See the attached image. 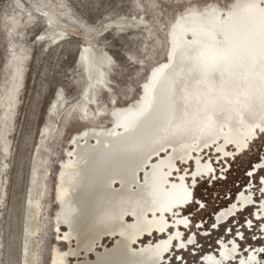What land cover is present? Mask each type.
Listing matches in <instances>:
<instances>
[{
  "label": "bare ground",
  "instance_id": "1",
  "mask_svg": "<svg viewBox=\"0 0 264 264\" xmlns=\"http://www.w3.org/2000/svg\"><path fill=\"white\" fill-rule=\"evenodd\" d=\"M199 14L188 19L182 16L177 22L169 62L156 76L145 107L115 124L114 129L88 125V134L73 140L72 155L61 183L58 218V230L64 232L69 244L61 245H67L68 250H60V244H55L48 264H168L164 258L173 245H177V250L182 245L183 252L191 250L194 236L190 238L191 244L186 243L181 234L183 229L176 225L189 221L183 227L189 230L191 217L171 215L185 194L190 195L189 202L193 199L192 190L186 192L187 180L192 179L194 184L190 186L194 189L195 180L200 178L190 175L192 171L185 172L184 166L195 160V170L206 175L210 165H205L207 158L200 153L208 147H218V155L224 153L225 159L227 150L221 145L227 141L225 132L242 145L249 135L253 137L254 128H260V133L264 131V9L259 3L255 7L251 3L227 19L217 11ZM47 24L55 27L49 34L54 44L63 41L64 32L75 33L55 20ZM81 37L89 47L77 60L89 82L83 101L77 105L86 108L94 104L97 86L105 87L103 69L109 58L93 41ZM8 52L13 66L12 60L17 55L12 45ZM11 72L19 78L16 64ZM17 80L7 85L0 112V149L4 152L6 127L12 122L16 106ZM142 103L141 99L139 107ZM53 108L56 109L55 104ZM55 129L58 126L52 131L45 128L44 139ZM40 160L43 158L37 156L36 163L33 162L30 178L29 207L35 219L42 212L38 197L31 199L38 183ZM255 164L254 173L264 166V154ZM211 175H215L212 168L207 176ZM253 188L240 192L232 204L220 210L214 218L215 226L253 208L256 201ZM3 195L1 189L0 208ZM259 215L264 219V212ZM30 218L25 217L24 232L36 235L38 229L29 224ZM200 229L199 226L197 230ZM29 239L23 241L21 264L34 262ZM226 240H219L214 245L216 250L201 255L196 264H243L245 259L248 264H255L259 259L250 249L247 256L241 253L235 239L227 243ZM199 252H194L195 256Z\"/></svg>",
  "mask_w": 264,
  "mask_h": 264
},
{
  "label": "rangeland",
  "instance_id": "2",
  "mask_svg": "<svg viewBox=\"0 0 264 264\" xmlns=\"http://www.w3.org/2000/svg\"><path fill=\"white\" fill-rule=\"evenodd\" d=\"M46 2L48 7L42 10L47 15H42L36 10L39 6L37 0H0V112L5 102L7 85L17 79L19 84L12 124L8 123L10 125L7 124L6 127L7 153L0 149V157L3 158L0 161V169L3 168L0 170V188L4 192L0 208V264H21V251L26 238H30L32 244L29 247L30 255L34 256L33 264H48L55 244H60V250H68L69 244L65 242L64 232L58 230V218L61 216V183L67 170L66 164L72 155L75 143L73 140L88 134V125L103 128L111 126L114 129L115 124H121L145 107L156 76L169 62L177 22L182 16L188 19L199 12V15H207L217 11L227 19L251 4V0H158L160 7L149 8L146 6L148 0H100L95 8H89L83 5V0H66L68 6L60 8L57 7L58 0ZM110 12L119 15L108 19L105 14L111 15ZM49 16L68 28L67 30L75 32V35L64 32L63 41L58 44L51 42L49 34L55 27L48 26ZM82 16L94 19L97 25L103 21L106 25L103 37L82 27V20L79 19ZM37 33L44 35L45 40L40 41ZM77 36L93 41L111 61L103 69L105 87L97 86L94 90V104L86 108L77 105L83 101L89 82L77 57L89 46ZM11 45L17 55L12 62L19 70V78L11 75L13 66H10L8 52ZM136 47L141 49L144 59L139 66V75L133 78L131 72L124 73L122 68L128 49ZM141 99L143 103L139 107ZM54 104L56 109L53 108ZM112 111L115 114H110ZM120 112L122 116H119ZM56 126L58 129L44 139L42 131L45 128L52 131ZM259 131L260 128H254L253 137L249 135L242 145L228 131L225 132L224 139L227 141L221 143L227 150L225 159L222 158L224 153L218 155V147H208L200 153L203 158H207L205 165H210L208 173L211 168L215 172L211 178L207 176L208 173L198 174L195 160L193 164H184L185 172L192 171L189 172L192 176L200 175L195 180L197 185L194 189L206 201L204 209L198 210L190 205V195L185 194L180 205L171 213L173 217L180 216L188 210L189 205L193 208L188 215L191 218L186 216L191 220L188 232L183 227L189 221L183 222L184 224L181 221L176 223L185 231L181 233L184 239L192 232L188 239L194 236V244H197L190 246L191 250L183 252L187 256L185 264H196L201 255L212 249L216 250L214 245L219 240L227 239L226 243L230 241L227 234H220V229L225 224L210 226L207 231L201 229L214 223L220 210L232 204L243 191H249L248 188L253 187L251 183H246L250 179L247 170L250 164L258 162L264 154V131ZM227 142L231 146L226 147ZM36 154L45 160L38 163V183L31 192L34 193L31 199L38 197L42 210L37 219L32 217L29 207L30 178ZM193 184L192 179L187 180L186 192L192 190V198L193 189L190 185ZM252 190L257 200L260 192L257 187ZM231 197L234 199H230ZM176 212L181 213L174 215ZM245 212L247 211L237 213V218ZM27 215L31 217L29 224L38 229L36 235L24 232ZM200 219L204 220L199 225V231L198 228L194 229L193 224ZM250 239L253 246H264L258 244L256 238ZM64 243L67 245L62 246ZM240 243L247 242L241 240ZM238 246L240 249V244ZM247 250L249 249L246 247L245 252ZM196 251L201 252L195 256Z\"/></svg>",
  "mask_w": 264,
  "mask_h": 264
},
{
  "label": "snow or ice",
  "instance_id": "3",
  "mask_svg": "<svg viewBox=\"0 0 264 264\" xmlns=\"http://www.w3.org/2000/svg\"><path fill=\"white\" fill-rule=\"evenodd\" d=\"M100 0H83V5L89 8H95ZM38 7H36L37 11H40L42 15H47V13L43 12V8L48 7L46 0H37ZM252 6H256L257 3L264 9V0H251ZM68 5L66 0H58L57 7L66 8ZM149 8L160 7L158 4V0H148V4L146 5ZM106 13L105 16L108 19H113L115 15H119L115 12ZM79 19L82 20V27H85L88 31L94 32L96 35L103 37L104 32L106 31V25L103 21L100 22L99 25L96 24L94 19H89L86 16H82ZM48 22L52 23V17H48ZM37 37L40 41L45 40L44 35H40L37 33ZM143 56L141 55V49L139 47L129 48L126 54V57L123 61L124 67L122 68V72L127 73L131 72L132 77H136L140 73L139 66L143 63ZM111 63V61H109ZM259 159V158H258ZM253 168H257L256 164H250L249 169L247 170V175L250 178L246 183H251L253 187H257L258 191L261 193V196L255 201L254 207L248 209L247 212L242 213L239 218H237V214L233 216L225 225H223L220 229V234H227L228 239H235L238 244H240V251L245 256L247 253L245 252V248L255 251L259 256V259L255 261V264H264V246L256 247L251 243V238H256L258 244L264 245V219L261 218L259 213L264 212V166L259 167V171L254 173ZM210 178V177H209ZM190 183V182H189ZM197 183L199 181L197 180ZM230 199H234L231 197ZM190 205H194L196 209L203 210L206 206V201L201 195H197L195 189H193V199ZM193 211L191 206L188 207V210L183 213V215H190ZM215 215V213H213ZM204 219H200L194 222L193 227L198 228L199 225L203 222ZM214 227L215 222L211 225L205 226L202 231H207L208 227ZM192 232H189L190 235ZM198 234V233H196ZM188 235L185 237V240L191 244L192 241L188 239ZM238 238V239H237ZM241 240L246 241V244H241ZM168 264H185L187 260V256L183 254V246H180V250H177V245H173L171 249H169L168 255L164 258ZM239 260V256L236 257ZM231 264V262H230ZM243 264H248L247 259L243 261Z\"/></svg>",
  "mask_w": 264,
  "mask_h": 264
},
{
  "label": "water",
  "instance_id": "4",
  "mask_svg": "<svg viewBox=\"0 0 264 264\" xmlns=\"http://www.w3.org/2000/svg\"><path fill=\"white\" fill-rule=\"evenodd\" d=\"M74 35H75V34H74ZM77 37H79L80 39H82V41H84L83 38H82L81 36H77Z\"/></svg>",
  "mask_w": 264,
  "mask_h": 264
},
{
  "label": "flooded vegetation",
  "instance_id": "5",
  "mask_svg": "<svg viewBox=\"0 0 264 264\" xmlns=\"http://www.w3.org/2000/svg\"><path fill=\"white\" fill-rule=\"evenodd\" d=\"M258 258H259V256H258Z\"/></svg>",
  "mask_w": 264,
  "mask_h": 264
},
{
  "label": "clouds",
  "instance_id": "6",
  "mask_svg": "<svg viewBox=\"0 0 264 264\" xmlns=\"http://www.w3.org/2000/svg\"><path fill=\"white\" fill-rule=\"evenodd\" d=\"M190 206V205H189Z\"/></svg>",
  "mask_w": 264,
  "mask_h": 264
}]
</instances>
